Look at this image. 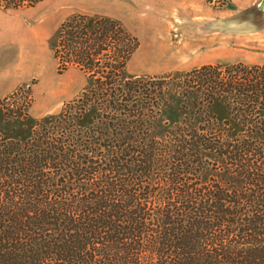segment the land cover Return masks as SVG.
<instances>
[{"label":"trees","instance_id":"trees-1","mask_svg":"<svg viewBox=\"0 0 264 264\" xmlns=\"http://www.w3.org/2000/svg\"><path fill=\"white\" fill-rule=\"evenodd\" d=\"M139 47L74 13L53 53L83 91L40 118L0 96V264H264V64L130 75Z\"/></svg>","mask_w":264,"mask_h":264},{"label":"rangeland","instance_id":"rangeland-1","mask_svg":"<svg viewBox=\"0 0 264 264\" xmlns=\"http://www.w3.org/2000/svg\"><path fill=\"white\" fill-rule=\"evenodd\" d=\"M79 12L116 18L138 36L130 75H168L206 63L264 64V0H44L0 8L1 70L8 77L0 80V95L31 87L35 118L58 113L87 85L77 68L60 74L53 55L62 23Z\"/></svg>","mask_w":264,"mask_h":264},{"label":"crops","instance_id":"crops-1","mask_svg":"<svg viewBox=\"0 0 264 264\" xmlns=\"http://www.w3.org/2000/svg\"><path fill=\"white\" fill-rule=\"evenodd\" d=\"M1 31H0V36H1ZM53 55H54V53H53ZM130 63V62H129ZM207 64V63H206ZM192 69V68H191ZM6 78H8L7 76H6V73H4V71H2L1 70V60H0V80H2V79H6ZM17 89V88H16ZM15 89V90H16ZM14 91V90H13ZM12 91V92H13ZM9 93H11V92H9ZM9 93H7V94H9ZM7 94H4V95H7ZM4 95H0V96H4Z\"/></svg>","mask_w":264,"mask_h":264},{"label":"bare ground","instance_id":"bare-ground-1","mask_svg":"<svg viewBox=\"0 0 264 264\" xmlns=\"http://www.w3.org/2000/svg\"><path fill=\"white\" fill-rule=\"evenodd\" d=\"M138 7H139V5H138Z\"/></svg>","mask_w":264,"mask_h":264}]
</instances>
